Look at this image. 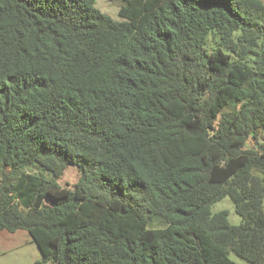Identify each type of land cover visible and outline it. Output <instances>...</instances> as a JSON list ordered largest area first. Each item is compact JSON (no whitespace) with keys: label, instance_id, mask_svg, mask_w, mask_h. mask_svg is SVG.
I'll return each instance as SVG.
<instances>
[{"label":"trees","instance_id":"16d2710c","mask_svg":"<svg viewBox=\"0 0 264 264\" xmlns=\"http://www.w3.org/2000/svg\"><path fill=\"white\" fill-rule=\"evenodd\" d=\"M96 1L0 0V233L36 264H264V0Z\"/></svg>","mask_w":264,"mask_h":264},{"label":"rangeland","instance_id":"374dc122","mask_svg":"<svg viewBox=\"0 0 264 264\" xmlns=\"http://www.w3.org/2000/svg\"><path fill=\"white\" fill-rule=\"evenodd\" d=\"M124 0H97L96 8L102 13L109 15L114 20H120L119 10ZM249 147H251L249 145ZM27 172L41 174L38 167L26 168ZM46 177H51L48 173H42ZM80 179V173L76 167L70 166L63 177L59 180V184L65 188H73ZM227 211L229 213V222L233 226H238L242 223V218L235 211L233 201L227 197L212 207V213ZM4 233V232H3ZM9 236V241L0 242V262L2 264H36L42 259L40 249L32 241L30 236L25 231H18L15 234L5 232ZM230 259L236 264H251L246 260L231 253ZM47 264H55L49 261Z\"/></svg>","mask_w":264,"mask_h":264},{"label":"crops","instance_id":"0c3cea01","mask_svg":"<svg viewBox=\"0 0 264 264\" xmlns=\"http://www.w3.org/2000/svg\"><path fill=\"white\" fill-rule=\"evenodd\" d=\"M4 233L3 232L0 233V242L9 241L10 240L9 236H7V234H4ZM10 234L12 235V233H10ZM13 234H15V233H13ZM0 264H2V263L0 262Z\"/></svg>","mask_w":264,"mask_h":264}]
</instances>
